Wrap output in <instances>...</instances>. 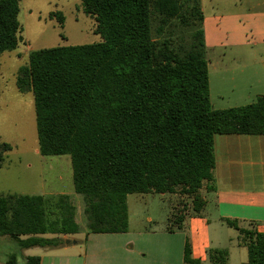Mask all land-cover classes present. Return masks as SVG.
<instances>
[{
  "label": "trees",
  "instance_id": "trees-1",
  "mask_svg": "<svg viewBox=\"0 0 264 264\" xmlns=\"http://www.w3.org/2000/svg\"><path fill=\"white\" fill-rule=\"evenodd\" d=\"M80 4L101 41L34 50L17 73L19 91L33 94L38 152L70 156L88 232H125L130 193L176 196L167 229H181L215 190L214 135L236 132L240 121L236 108L211 107L199 0ZM18 12V0H0V52L21 40ZM10 148L0 143V165ZM48 204L39 194L0 195V236L22 249L64 244L62 235L80 231L74 206L66 195ZM224 222L247 249L244 264H264L257 223ZM227 255L208 251L213 264H227ZM184 262L200 264L187 242ZM39 263L38 256L23 262ZM3 264H16L15 255Z\"/></svg>",
  "mask_w": 264,
  "mask_h": 264
},
{
  "label": "crops",
  "instance_id": "crops-1",
  "mask_svg": "<svg viewBox=\"0 0 264 264\" xmlns=\"http://www.w3.org/2000/svg\"><path fill=\"white\" fill-rule=\"evenodd\" d=\"M231 3L206 11L199 0L206 53L229 59L212 72L208 68L211 107L240 113L236 132L213 137L215 190L205 194L204 209L173 231L128 225L125 232H87L84 240L65 234L68 242L40 248L39 264H186V242L200 264H213L212 249H227V264L246 262V247L224 219L255 221L264 232V0Z\"/></svg>",
  "mask_w": 264,
  "mask_h": 264
},
{
  "label": "rangeland",
  "instance_id": "rangeland-1",
  "mask_svg": "<svg viewBox=\"0 0 264 264\" xmlns=\"http://www.w3.org/2000/svg\"><path fill=\"white\" fill-rule=\"evenodd\" d=\"M204 8L232 6V0H202ZM241 5V4H240ZM239 3L237 6H240ZM21 40L16 48L0 52V143L11 148L2 152L0 195L10 193L43 195L48 205L61 195L74 206L80 231L75 238L84 240L87 230L83 195L73 189L71 160L68 154L41 155L35 121L33 94L20 92L16 77L28 61L30 52L47 47L89 44L101 41L93 17L83 12L80 0H18ZM57 13L63 16L59 22ZM209 71L223 66L227 57L213 58L206 53ZM176 196L159 193H130L126 197L128 225L132 228H160L169 224ZM210 213V209L207 208ZM48 236V235H46ZM42 247L20 248L8 236H0V264L10 254L16 264L35 256Z\"/></svg>",
  "mask_w": 264,
  "mask_h": 264
},
{
  "label": "water",
  "instance_id": "water-1",
  "mask_svg": "<svg viewBox=\"0 0 264 264\" xmlns=\"http://www.w3.org/2000/svg\"><path fill=\"white\" fill-rule=\"evenodd\" d=\"M65 242H68V240H65Z\"/></svg>",
  "mask_w": 264,
  "mask_h": 264
}]
</instances>
